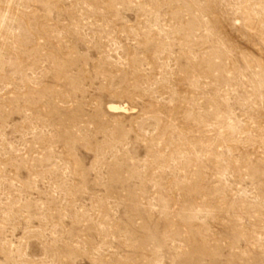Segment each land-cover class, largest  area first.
<instances>
[{"label": "rangeland", "instance_id": "374dc122", "mask_svg": "<svg viewBox=\"0 0 264 264\" xmlns=\"http://www.w3.org/2000/svg\"><path fill=\"white\" fill-rule=\"evenodd\" d=\"M0 264H264V0H0Z\"/></svg>", "mask_w": 264, "mask_h": 264}, {"label": "bare ground", "instance_id": "6f19581e", "mask_svg": "<svg viewBox=\"0 0 264 264\" xmlns=\"http://www.w3.org/2000/svg\"><path fill=\"white\" fill-rule=\"evenodd\" d=\"M112 109H115V110H117L118 108H116V107H112Z\"/></svg>", "mask_w": 264, "mask_h": 264}]
</instances>
